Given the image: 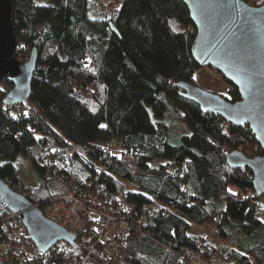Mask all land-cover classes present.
Wrapping results in <instances>:
<instances>
[{
	"label": "trees",
	"instance_id": "1",
	"mask_svg": "<svg viewBox=\"0 0 264 264\" xmlns=\"http://www.w3.org/2000/svg\"><path fill=\"white\" fill-rule=\"evenodd\" d=\"M115 2L10 0L15 57L26 62L33 50L37 57L27 102L4 105L11 85L0 83V179L20 194L14 163L23 154L40 174L27 196L33 205L55 202L76 186L99 191L96 208L106 211L122 197L137 227L119 247L127 264H188L182 250L205 264H264V212L252 173L225 161L234 151L257 156L260 148L248 127L202 113L176 87L195 85L201 69L186 6ZM220 78L224 98L239 100ZM152 204L158 213L142 211ZM100 224L84 219L73 244L57 242L50 252L81 259L93 249L92 264H110L105 243L96 241ZM192 226L208 233L191 234Z\"/></svg>",
	"mask_w": 264,
	"mask_h": 264
},
{
	"label": "water",
	"instance_id": "2",
	"mask_svg": "<svg viewBox=\"0 0 264 264\" xmlns=\"http://www.w3.org/2000/svg\"><path fill=\"white\" fill-rule=\"evenodd\" d=\"M181 1L196 30L193 59L200 68L212 69L234 86L239 100L229 102L222 95L185 82L176 87L180 96L202 113L218 116L235 127L249 128L261 153L248 158L234 151L226 155L225 161L232 169L251 171L253 190L261 199L259 208L264 212V4L253 7L242 0ZM11 11L10 0H0V83L11 85L3 104L21 105L30 96L37 54L33 50L23 63L16 59ZM109 28L117 34L111 24ZM0 197L13 212L20 213L23 226L40 252L61 241L73 244L75 236L47 220L27 198L1 179Z\"/></svg>",
	"mask_w": 264,
	"mask_h": 264
},
{
	"label": "built area",
	"instance_id": "3",
	"mask_svg": "<svg viewBox=\"0 0 264 264\" xmlns=\"http://www.w3.org/2000/svg\"><path fill=\"white\" fill-rule=\"evenodd\" d=\"M112 144L114 143L109 144L107 148L109 156L113 154L110 147ZM45 166L50 173H55L51 171L55 167L54 161H48ZM15 189L21 196L27 198L29 189L22 187L20 182ZM98 196L99 191L87 193L76 186L68 194L56 197L55 202L32 204V208L39 209L47 220L61 226L73 236L82 231L84 219L101 223L97 228L96 241L105 243L104 255L110 259V264H127L119 254V247L123 246L129 234L137 228L132 221V208L123 201L122 197L118 198V207L113 211L96 208ZM85 201L88 202L85 203ZM142 211L154 214L160 209L152 204ZM19 214L13 212L0 197V262L5 264H92L89 256L93 249L81 259L63 258L60 251L50 252L52 248L44 253L40 252L30 239ZM258 219H262L260 214ZM213 238L214 235H211L210 239ZM182 255L187 262L197 260L205 264L197 254L187 250H182Z\"/></svg>",
	"mask_w": 264,
	"mask_h": 264
},
{
	"label": "rangeland",
	"instance_id": "4",
	"mask_svg": "<svg viewBox=\"0 0 264 264\" xmlns=\"http://www.w3.org/2000/svg\"><path fill=\"white\" fill-rule=\"evenodd\" d=\"M104 4H107V1H103ZM116 8L120 5V0H116ZM201 89L206 91L214 92L216 94L226 96L228 87L225 85L220 76L210 68H201L196 74V84ZM2 88H7V86L1 84ZM175 144L174 142H171ZM36 155V154H35ZM15 172L19 177V182L22 187L27 189H32L36 185L37 181L40 180V174L34 168L31 158L29 156H25L23 154L19 155L17 160L14 163ZM51 182V181H49ZM57 183V182H55ZM62 186L61 183L58 184V188ZM214 232V231H213ZM191 234L195 235H203L208 233L206 227H194L190 229ZM213 235V234H212ZM188 264H201L197 260L189 261Z\"/></svg>",
	"mask_w": 264,
	"mask_h": 264
},
{
	"label": "crops",
	"instance_id": "5",
	"mask_svg": "<svg viewBox=\"0 0 264 264\" xmlns=\"http://www.w3.org/2000/svg\"><path fill=\"white\" fill-rule=\"evenodd\" d=\"M15 177H16L17 179H19V177L17 176L16 172H15ZM35 186H36V185H35ZM35 186H34V187H35Z\"/></svg>",
	"mask_w": 264,
	"mask_h": 264
}]
</instances>
